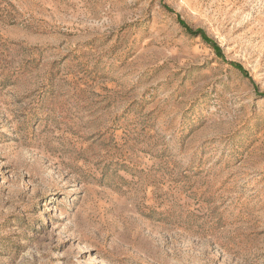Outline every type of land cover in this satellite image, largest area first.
<instances>
[{
  "label": "rangeland",
  "instance_id": "374dc122",
  "mask_svg": "<svg viewBox=\"0 0 264 264\" xmlns=\"http://www.w3.org/2000/svg\"><path fill=\"white\" fill-rule=\"evenodd\" d=\"M0 264H264V0H0Z\"/></svg>",
  "mask_w": 264,
  "mask_h": 264
},
{
  "label": "trees",
  "instance_id": "16d2710c",
  "mask_svg": "<svg viewBox=\"0 0 264 264\" xmlns=\"http://www.w3.org/2000/svg\"><path fill=\"white\" fill-rule=\"evenodd\" d=\"M198 33H200V34L203 35V32H202L201 30H197V31L194 32V34H198ZM203 37L206 38L204 35H203ZM206 39H207V38H206ZM208 41H209V40H208ZM214 47L216 48V50H217L218 52L220 51V47H219V46H217L216 44H214ZM238 67H240V66H238Z\"/></svg>",
  "mask_w": 264,
  "mask_h": 264
}]
</instances>
